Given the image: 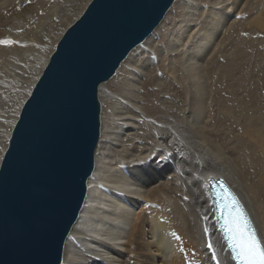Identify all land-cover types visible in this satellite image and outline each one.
Wrapping results in <instances>:
<instances>
[{"label":"bare ground","instance_id":"bare-ground-1","mask_svg":"<svg viewBox=\"0 0 264 264\" xmlns=\"http://www.w3.org/2000/svg\"><path fill=\"white\" fill-rule=\"evenodd\" d=\"M39 1L40 5H27L14 16L18 23L29 25L23 35L13 37L16 49L9 57L0 49V161L14 126L18 101L41 75L53 38L86 0H54L48 6L46 0ZM219 14L208 12L204 29L209 31V26L216 25ZM167 16L120 64L114 76L125 66L127 71L117 93L105 91V83L99 87L102 124L94 170L87 181L82 209L65 241L61 264H160L159 260L171 264L177 247L187 251L189 264H233L207 191L208 179L219 177L243 202L264 244V91L262 87L256 90L254 84L259 86L260 81L242 76L238 58L225 59L220 72L214 69L224 57L221 51L213 65L208 62L205 72L203 63H193L180 65L185 77L174 75L167 81L161 74L146 77L152 58L145 57L150 58L146 66L138 64V56L150 48ZM263 17H250L249 24L262 29ZM199 41L203 51L209 40ZM171 86L179 87L188 97L189 106L180 109L181 118H177V104L168 96ZM217 95L227 105H221L220 112L214 106ZM228 96L238 101L228 102ZM104 104L111 105L115 120L111 115L107 120ZM234 114L243 120L230 121ZM182 147L184 152L180 153Z\"/></svg>","mask_w":264,"mask_h":264},{"label":"water","instance_id":"water-1","mask_svg":"<svg viewBox=\"0 0 264 264\" xmlns=\"http://www.w3.org/2000/svg\"><path fill=\"white\" fill-rule=\"evenodd\" d=\"M174 1L90 0L57 42L0 161V264L62 263L94 170L99 87ZM209 181L211 198L220 199V182Z\"/></svg>","mask_w":264,"mask_h":264},{"label":"rangeland","instance_id":"rangeland-1","mask_svg":"<svg viewBox=\"0 0 264 264\" xmlns=\"http://www.w3.org/2000/svg\"><path fill=\"white\" fill-rule=\"evenodd\" d=\"M53 1L54 0H46L45 4L48 6ZM86 1L88 2L89 0H86ZM86 1H85L86 4L84 3L82 8L81 7L78 8V12L76 11V14L77 13L81 14L83 12V10L85 9V7L88 4ZM239 1H238V3L235 4V0H208V1L207 0H175L174 1L175 3L173 2L171 7L169 8V10L167 11L168 16L163 21V25L157 31V34L154 37V41L151 42L150 48L146 47V49L142 50L138 56L139 59L137 62L139 65L141 63L142 64L145 63V65L147 66L148 63L150 62V58L145 59V57L149 56L152 58V64L147 68L145 76L147 77V76H150L152 74H155V75L161 74L162 78L165 81H167L170 76H174V75L177 77H183V76L185 77V75H183V74H186V73L184 72V70L181 71L182 67H180V65L183 67H186L189 65L192 66L193 63L194 64L203 63L202 65H203L204 72H205V67H207L208 62L210 65L213 62V59L218 55V52L221 51V52H223L224 57L219 58L220 63L215 65L214 69L215 68L219 69L218 72H220V70H223V68H221L220 64L224 65L226 62L225 59L232 61L235 58V61H236V59L238 58L237 62L239 63V66L240 65L242 66V72H241L242 76L247 77V79L252 77V78H254V80L260 81L259 86H257V83H254L255 89L257 90V87H262V90L264 91V27L261 29V28H258L256 26H252L249 24L250 19H251L250 17H253L255 15L261 16V17H262V15L264 16V0H239ZM0 3H1L0 13L2 15V16L1 15L0 16L3 17L2 18L3 19L2 25H0V41H4V43H0V49L7 52L6 55H7V57H9L10 52H12L16 49V42H15L13 37L23 35L29 28L28 27L29 25H27V24L18 23L14 16L17 13H20L21 10L24 7H26L27 5H40V1L39 0H10V1L9 0H1ZM44 9H45V7L40 9L37 12V14L41 13V11H43ZM208 12H209V14L212 12L213 13L218 12V14L220 13L219 14L220 18L218 17L215 19V22L217 20V24L213 25L212 27L209 26V31L206 30L207 28H206V21H205L206 20V14H208ZM238 13H239V16L236 17V15ZM76 14L72 18H70V20H71L70 22L69 21L65 22L63 28H61L60 32L53 38V43H52L51 47L49 49L47 48L48 58H49L50 54L52 53V51L54 50L57 39H59V36H61V34L65 31V29L80 15V14H78V15H76ZM201 17H203V18H201ZM263 19H264V17H263ZM29 21L31 23L32 20H29ZM190 21H192V22H190ZM243 21H244V23H243ZM203 24H205V25H203ZM247 24H248V26H246ZM238 27L239 28L241 27V30H239ZM254 27H256V28H254ZM204 28H206V29H204ZM200 34H202V35H200ZM193 37H195V38H193ZM200 38L202 39L203 42H205L206 40H209V41L205 42L206 47L204 48L203 51H200V49H199V46L201 44V43H199ZM175 39H177V41H175ZM187 39H189V40H187ZM166 41H167V43H166ZM186 41H187V43H186ZM223 42L225 44H223ZM169 43H174V44H172L171 47H168ZM184 44H187V45H184ZM218 44L221 46H219ZM195 52H196V54H195ZM199 53H201V54H199ZM152 54H153V56H152ZM182 55H184V56L182 57ZM248 56L251 60L248 58ZM170 57H173L175 60H171ZM254 57L256 59H254ZM141 58H143V59H141ZM179 61L181 62V64H178V63H180ZM0 64H1V61H0ZM178 65H179V67H178ZM212 65H213V63H212ZM0 66H2V65H0ZM153 66L155 67V69H153L154 68ZM159 69H161V70H159ZM177 69L179 71H177ZM197 70H198L197 68L194 69V71H197ZM126 71H127V66H125V68L121 69V72H119L118 76H114L108 82H106L104 84V90L107 91L108 93H112V94L117 93V91L119 89L118 85L121 82V79L125 76ZM152 71H154V72H152ZM164 72H165V74H164ZM182 72H184V73L182 74ZM35 76L36 75H34L33 77H35ZM30 80H32V79H30ZM213 86H214V84H213ZM178 88H176V87L172 88V86H171V90H173V91L171 92V90H170V92H169L170 95H168V96L174 100L175 104H177L176 105L177 110H178L177 111V116H178L177 118H181V117H179L180 115H182V112L180 109L183 107L186 108L189 105L187 104L188 97L187 96L185 97L184 94L182 95L180 88L179 89ZM173 92H175V96H173L174 95ZM25 93H27V92L23 93L24 97H26L27 94H29V91L27 94H25ZM23 96H22L21 101H18L19 103H17L18 109L15 108V109H17L16 112L17 111L19 112L21 105L25 99ZM210 96L212 97V92L210 93ZM174 98H176V99H174ZM215 99L216 100H215L214 106L216 107L217 111L220 112L219 107L221 105L224 106L223 100L219 95H217ZM233 100H235L236 102L238 101L233 97H230V96L227 97L228 102L233 103L234 102ZM252 100L254 102H256V98H253ZM105 104H104V109H105L104 111H105V114L108 115L107 120L109 119V121H110L109 116L111 114H113V111L110 108L111 105L106 106ZM101 105H103V104H101ZM224 107H227L226 103H225ZM203 111H204V109H203ZM18 112H17V114H18ZM17 114H16V117L13 120V123L11 126H13L14 121L17 118ZM237 115L238 114H234L231 117L232 119H230V121L233 120L234 122H237V123L241 122L243 119L239 120V118H235V117H237ZM111 116L113 117L112 119L115 120L114 118H116V113H114V115H111ZM101 122H102V119H101ZM206 123H208V121H206L205 124ZM223 123H224V121H223ZM114 126H115V124L113 125V128H115V130H116V127H114ZM10 130H11V128H10ZM8 135H9V133H8ZM185 135L186 134L184 133L183 136L185 137ZM182 149H183V147L179 148L180 153L184 152L183 151L184 149L183 150ZM191 254L193 256L195 255L194 252H192ZM176 255H177L176 257H173L171 264H180L179 259L182 261V258L178 254V252L176 253ZM159 263L162 264L160 262V260H159Z\"/></svg>","mask_w":264,"mask_h":264},{"label":"snow or ice","instance_id":"snow-or-ice-1","mask_svg":"<svg viewBox=\"0 0 264 264\" xmlns=\"http://www.w3.org/2000/svg\"><path fill=\"white\" fill-rule=\"evenodd\" d=\"M4 43V41H0ZM187 199V197H185ZM238 214L225 225L227 246L235 264H264V244L257 237L256 230L249 227V219L240 221ZM211 247V245H209ZM215 259V254H213Z\"/></svg>","mask_w":264,"mask_h":264}]
</instances>
